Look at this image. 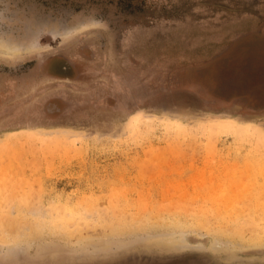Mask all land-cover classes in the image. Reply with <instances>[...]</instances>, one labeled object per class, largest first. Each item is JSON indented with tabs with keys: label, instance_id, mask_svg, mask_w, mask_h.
Returning <instances> with one entry per match:
<instances>
[{
	"label": "rangeland",
	"instance_id": "rangeland-1",
	"mask_svg": "<svg viewBox=\"0 0 264 264\" xmlns=\"http://www.w3.org/2000/svg\"><path fill=\"white\" fill-rule=\"evenodd\" d=\"M154 1L0 0V264H264V111L175 86L211 81L206 61L255 24L174 32L154 48L174 85L148 106L90 102L114 95L125 30L180 8ZM89 52L91 83L51 75Z\"/></svg>",
	"mask_w": 264,
	"mask_h": 264
},
{
	"label": "flooded vegetation",
	"instance_id": "flooded-vegetation-1",
	"mask_svg": "<svg viewBox=\"0 0 264 264\" xmlns=\"http://www.w3.org/2000/svg\"><path fill=\"white\" fill-rule=\"evenodd\" d=\"M151 1L153 3L155 2L154 0ZM170 1L171 0H162V5L165 6ZM203 1H209V3L206 5L202 3ZM248 1L249 0H178V2H180V8L171 12L168 11L170 8H162L166 9L168 14H157L159 19L149 23L153 27L148 26V22L141 26V28L137 25L130 26L129 29L125 30V34L120 41V45L124 52L121 58V65L124 69H122L121 72L113 73V81L110 88L114 95L110 96L109 94L108 96L104 94L105 91L99 92V95H95L90 102L95 105H97V103L98 105L108 104L111 107L122 109H132L149 105L151 99L155 98L154 95L157 88L166 90V88H169L168 86L170 84L174 85V81L170 82V76L167 78L164 76L162 87H159L161 86L160 84H158V86L156 85L154 76L160 69L157 68L155 65L156 63H146L149 60L146 55L150 54L147 53L146 49V39L148 36L155 34L156 43L161 42L160 37L164 35V33L172 35L174 32L178 33L179 31V34L184 32L180 30L182 29L181 24L184 22L188 25L194 24L195 22H198V25L202 22H207V20L202 19L203 15L218 16L217 18L225 15L228 20L223 26H219L217 30H213L216 31L215 38L217 40L220 35L227 33H232L234 36L236 33H242L238 32V30H242L241 28L247 26L246 22L248 21L246 18H248V15L255 18L254 16L258 15L257 12L264 8V6H262V8L251 9V5L250 3L248 4ZM153 3L151 5H153ZM219 3L225 5L223 6L224 10L217 7ZM152 8L156 10L155 7ZM224 11L226 14H224ZM193 13H196V16L189 17ZM244 17L246 21H244ZM226 19H218V21L220 23ZM250 24H254L253 21H251ZM146 26H148V29ZM201 26L197 28L198 35L201 29L207 27L205 24ZM183 29L185 28L183 27ZM254 30L257 31L255 32ZM254 30H244L246 31L244 34L232 41H228L227 44L222 47L221 51H217L206 61L205 64L207 65L212 63L210 68L213 70V73L215 72L211 81L208 79L197 80L196 78L194 81L187 82L181 78L175 83V86L183 90L194 91V93L206 98V104L208 106L210 105V107L213 106L212 108H216L214 107L215 102H213V100L221 99L222 101L229 102L228 106L240 103L244 110L254 109L255 111H264V56L259 54V52H262L261 47H254L257 45L258 40L264 45V32H262L261 28L258 26H255ZM248 35L251 39L238 41L241 38H246ZM258 35L260 36L258 37ZM159 49L162 52V56L165 57V49ZM154 54L155 58H153L152 61L159 62L161 57L156 55L155 50ZM92 58L93 54L89 52V54L82 59L68 60L65 62V65L61 64L56 73L51 74L48 71H46V73L51 74L54 78L62 82H71L72 84L91 83V80H93L97 74L96 70L90 65ZM215 61L222 62L224 65L218 64L217 67H215ZM259 69H262L260 73L258 72ZM100 85L101 87L99 88L101 89L106 87L105 84ZM54 101L55 102L52 103L51 106L57 104L58 107L61 109L63 108L61 100ZM77 104H74V106Z\"/></svg>",
	"mask_w": 264,
	"mask_h": 264
},
{
	"label": "crops",
	"instance_id": "crops-1",
	"mask_svg": "<svg viewBox=\"0 0 264 264\" xmlns=\"http://www.w3.org/2000/svg\"><path fill=\"white\" fill-rule=\"evenodd\" d=\"M257 14L258 15L254 16L255 18H252V16H249V15L247 16L248 17V18H246L247 21H248V22H246L247 23V27L250 26L251 25L250 24L251 21H253L255 26H258L259 28H261V31L264 32V8L260 9L257 12ZM193 16H196V13L191 14L189 17H193ZM206 16H207V22L205 23V25H207V28L210 29L211 31L217 30L219 26H223L225 24V22L228 21L226 19L225 21H222V22L219 23L218 18H217L218 16H214V17L211 16V15H206ZM244 21H246L245 17H244ZM202 24H203V22L200 23L199 25H198V22H195L194 24L188 25L186 22H184L183 24H181L182 25L181 26L182 29H180V30H183L184 32L185 31L186 32L194 31V34H195V32H197V28H200L199 26H201ZM147 25L153 27L149 23ZM148 26H146L147 29H148ZM183 27L185 29H183ZM201 27H203V26H201ZM178 33H179V31H178ZM180 35H181V37H183L184 34L181 32ZM171 36H172L171 34L164 33V35H162L160 37L161 38V42H157V43H156L155 34H151V35L148 36V38L146 39L147 40L146 49H147V53H150V54L146 55L147 59H149L146 63H150V64L158 63L157 61H152V59L155 58L154 48L155 49H159V48L165 49V47L167 45L166 44V42H167L166 39H169ZM168 41H170V40H168ZM197 43H198V40L197 41H192L190 38L187 39V37H186L184 40L182 39V43H178L177 42L175 44H178V46L186 48V49H193V48H197L198 47ZM155 44H159V47H155ZM160 44H161V46H160ZM191 64H193V63H191Z\"/></svg>",
	"mask_w": 264,
	"mask_h": 264
},
{
	"label": "water",
	"instance_id": "water-1",
	"mask_svg": "<svg viewBox=\"0 0 264 264\" xmlns=\"http://www.w3.org/2000/svg\"><path fill=\"white\" fill-rule=\"evenodd\" d=\"M131 264H203L201 262L197 261H182V260H177V261H153V262H136V263H131Z\"/></svg>",
	"mask_w": 264,
	"mask_h": 264
},
{
	"label": "bare ground",
	"instance_id": "bare-ground-1",
	"mask_svg": "<svg viewBox=\"0 0 264 264\" xmlns=\"http://www.w3.org/2000/svg\"><path fill=\"white\" fill-rule=\"evenodd\" d=\"M6 49L8 50V48L6 47ZM5 49V50H6ZM232 130H235V128L232 126V127H230ZM225 207V206H224ZM219 212V211H218ZM220 225V224H219Z\"/></svg>",
	"mask_w": 264,
	"mask_h": 264
}]
</instances>
